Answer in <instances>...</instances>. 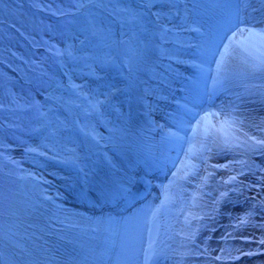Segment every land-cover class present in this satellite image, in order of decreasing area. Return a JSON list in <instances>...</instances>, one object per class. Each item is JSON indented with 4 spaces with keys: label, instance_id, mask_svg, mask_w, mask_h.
I'll use <instances>...</instances> for the list:
<instances>
[{
    "label": "rangeland",
    "instance_id": "1",
    "mask_svg": "<svg viewBox=\"0 0 264 264\" xmlns=\"http://www.w3.org/2000/svg\"><path fill=\"white\" fill-rule=\"evenodd\" d=\"M27 2L0 0L17 20L5 24L0 16L3 34L15 36L0 39V264H71L73 257L88 258L87 238L98 236L91 218L99 212L85 204L99 203L102 215L125 222L149 201L137 199L136 186L151 165L135 160L140 150L150 154L147 118H170L181 91L191 88L181 57L192 53L186 42L197 38L194 30L204 22L213 32L218 21L236 16L259 20L264 0H36L38 13ZM141 27L153 52L134 49ZM257 50L264 61V45ZM236 82L251 97L239 134L228 137L237 161L224 180L220 169L203 177L216 197L201 199V209L187 203L178 214L184 228L188 208L196 211L191 239L204 252L194 264H206L205 258L207 264H264V144L256 143L264 141V73ZM105 118L118 121L122 135L112 124L103 128ZM109 148L128 162L112 158ZM131 165L133 182L119 185L115 175ZM69 187L73 199L63 190ZM200 187L195 197L202 196ZM152 211L131 244L130 264L141 263ZM167 239L165 232L160 257L177 264Z\"/></svg>",
    "mask_w": 264,
    "mask_h": 264
},
{
    "label": "bare ground",
    "instance_id": "2",
    "mask_svg": "<svg viewBox=\"0 0 264 264\" xmlns=\"http://www.w3.org/2000/svg\"><path fill=\"white\" fill-rule=\"evenodd\" d=\"M32 4L33 2H28L25 7L32 8L34 13L42 12L38 5L35 7ZM3 8L11 9L9 6H3ZM241 18L236 16L220 20L212 29L213 32L207 30V24L204 22L202 27L199 26L194 30V34H198L197 38L191 37L186 42L192 53L181 57L183 75L191 88L181 91L183 93L179 94L170 118L164 117L157 121L152 117L147 118L151 130L154 131V135L148 140L151 143L148 147L154 167L144 165L148 175L140 177L136 192L149 194V201L142 203L140 208L133 211L132 217L126 218L125 222H120L119 217L116 216L102 215V212L95 215L94 219L91 218L96 225L92 228L98 229V236L90 235L87 238L88 251H90L88 258L81 260L82 257L80 259L73 257L74 261L71 264H114L119 261L130 264L134 262L135 259L131 257V244L136 241V236L140 235L136 233L146 214L152 210L151 214L160 210L161 216L164 217L163 234L158 246L166 232L170 250L177 252V264L198 263L196 257L201 252L193 245L191 239L193 231L198 226L192 219L196 211L193 207L188 208L189 217L185 221L184 228L178 214L186 211L187 203H193L201 209V199L206 200V197L203 194L195 197L194 194L197 186L202 184L201 181L206 173L220 169L223 171L221 178L224 180L228 169L237 161L234 157L237 150L228 137L239 134L245 112L244 106L246 101H251V97L242 96L236 81L253 73H264V61L256 55L258 47L264 45V41L259 37L249 36V31H264V9L260 13L259 20L244 23L238 21ZM209 19L216 21V17H209ZM144 29L141 27L138 31L136 30L138 34L134 49L136 52H153L154 47ZM225 46H229L230 54L226 55L222 61L221 54L225 53ZM218 63L221 65L219 69ZM175 109L178 110L175 111ZM202 117H208L207 137H205L203 125L195 134L193 132L197 127V121ZM102 121L104 122L101 123L102 127L104 125L109 129L108 126L112 124L117 130L115 134L122 135V132L118 131L122 127L118 121L107 118ZM173 133L175 135H172ZM99 135L98 132L96 136ZM225 138L230 147L224 146ZM190 148L192 153L189 152ZM126 159V156L125 159L124 156L121 157V160L128 162ZM254 163L257 164L255 160ZM132 166L121 171V174L115 175L119 185L128 187L133 182ZM108 183L107 181L106 184ZM152 183L155 184V188L150 187ZM99 188L101 189L100 186ZM66 189L70 188L63 190ZM113 189L122 193L117 187ZM128 200L133 201L134 197L131 196ZM151 206H155V209H150ZM226 216L227 212L224 210L222 217L226 218ZM215 219L217 220V217ZM188 221H193L189 222L192 223L191 229L187 227ZM53 238L55 237H51V241ZM66 247L69 246L66 245ZM134 251L137 254V247ZM188 254L187 259H184L183 256ZM109 257L112 258L111 262ZM202 261L208 263V259H202ZM163 263L172 264L170 259H163Z\"/></svg>",
    "mask_w": 264,
    "mask_h": 264
},
{
    "label": "snow or ice",
    "instance_id": "3",
    "mask_svg": "<svg viewBox=\"0 0 264 264\" xmlns=\"http://www.w3.org/2000/svg\"><path fill=\"white\" fill-rule=\"evenodd\" d=\"M249 36H255V37H259L262 41H264V31L261 32H253V31H249ZM231 43V42H230ZM230 54L229 53V46H225V53L221 54V60L223 61V59L225 58L226 55ZM220 63H218V69L220 68ZM208 117H202L199 121H197V127L196 129L193 130L194 134L197 132V130H199L201 128V126L203 125L204 128V134L205 137H207L208 135ZM172 135H175L174 133ZM256 143L258 144H264V141H256ZM224 146L225 147H230V144L227 140V138H225V142H224ZM204 146H202L203 148ZM189 152L192 153V149H189ZM233 180L235 179V177L232 178ZM242 223H246V221L242 220ZM155 255V253L153 252L151 255H149L148 253L145 254V264H149V261L152 259V257Z\"/></svg>",
    "mask_w": 264,
    "mask_h": 264
},
{
    "label": "trees",
    "instance_id": "4",
    "mask_svg": "<svg viewBox=\"0 0 264 264\" xmlns=\"http://www.w3.org/2000/svg\"><path fill=\"white\" fill-rule=\"evenodd\" d=\"M2 1H7V0H2ZM10 1V0H9ZM14 1V0H13ZM29 2H33V3H35L36 5H37V3L35 2L36 0H28ZM28 3V2H27ZM26 9H30V8H27V7H25ZM32 9V8H31ZM34 11V10H33ZM23 14L25 15V13L23 12ZM0 16L2 17V20H3V23H7L9 20H14V21H16L17 22V20H16V17L13 15V14H11L10 13V11H8L7 9H5V8H3V6L1 7V4H0ZM28 19V18H27ZM3 23H0V25L1 24H3ZM3 33H5L4 31H3V29L2 28H0V39L2 40L3 38L6 40V41H10L11 39H12V41H14L15 40V36H10V34L9 35H6V34H3ZM0 40V41H1ZM14 236V235H13ZM4 237V236H3ZM15 237V236H14Z\"/></svg>",
    "mask_w": 264,
    "mask_h": 264
}]
</instances>
